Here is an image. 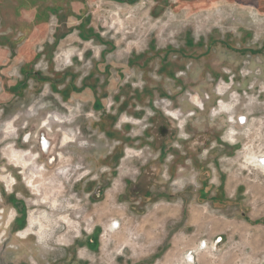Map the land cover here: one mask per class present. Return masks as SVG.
Listing matches in <instances>:
<instances>
[{"label": "rangeland", "instance_id": "374dc122", "mask_svg": "<svg viewBox=\"0 0 264 264\" xmlns=\"http://www.w3.org/2000/svg\"><path fill=\"white\" fill-rule=\"evenodd\" d=\"M253 154L264 0H0V264H263Z\"/></svg>", "mask_w": 264, "mask_h": 264}, {"label": "flooded vegetation", "instance_id": "af4514ba", "mask_svg": "<svg viewBox=\"0 0 264 264\" xmlns=\"http://www.w3.org/2000/svg\"><path fill=\"white\" fill-rule=\"evenodd\" d=\"M55 121L56 120H54V119H52V117H48L47 119H44L43 120V123H42V127H49L50 126V124L51 123H53V124H57V123H55ZM73 122V119H66L64 122H60V124L61 125H67V126H70L71 125V123ZM14 125L12 124L11 125V128L13 129V132H14V135H16V133H15V130H14ZM162 128H160V131H159V133L161 134V135H167L168 136V134L170 133L169 132V129H168V127H167V125H164L163 124V126H161ZM3 131H4V129H3ZM63 133H69V131H63L62 132V134ZM5 134V133H4ZM73 136L74 134L71 132V133H69V136ZM76 141H77V138H73L72 139V143H76ZM42 147H43V149H44V151L45 150H47L46 149V144H45V142L42 144ZM10 151H12V153H13V155L12 154H10L9 155V157L12 159H9L10 161H14V159H15V157L16 156H18L16 153V151H19V152H21V153H23V155H21V159H22V161H24L25 163H26V167H21V166H18L16 163H12L13 165H14V167L15 168H19V169H21V170H23V171H20V174H24L25 172V170L26 169H28L29 170V168H30V170L29 171H34V170H36L38 167L36 166L37 165V162H38V160L40 159V155L39 154H35V153H33L32 152V150L31 149H26V150H16L13 146H11L10 147ZM41 170H42V172L44 171H46V167L44 166V167H41ZM32 175V174H31ZM0 180L3 182V183H6V186H7V188H8V190H10V188H12L14 185H15V183H16V181H15V179L12 177V176H1L0 177ZM30 182H33V180L31 179L30 180ZM27 186L28 187H30L34 192H38L39 190L37 189V187L36 186H29L28 185V180H27ZM48 189H51V187L49 188L48 187ZM51 204H53V202L51 203ZM2 213V212H1ZM14 218H13V216L11 215L10 216V218H9V220H8V222H7V226L6 227H8V225L12 222V220H13ZM34 219L32 218V217H29V219H28V225H27V228H25L24 230H22V231H19L18 232V237H20L21 239H26V238H28V236H30V235H34V236H37V233L36 232H33L32 230H30V227H32V226H30V223H31V221H33ZM64 221V220H63ZM51 236V235H50ZM49 236V237H50Z\"/></svg>", "mask_w": 264, "mask_h": 264}, {"label": "bare ground", "instance_id": "6f19581e", "mask_svg": "<svg viewBox=\"0 0 264 264\" xmlns=\"http://www.w3.org/2000/svg\"><path fill=\"white\" fill-rule=\"evenodd\" d=\"M249 159H251L252 161H255V163L259 166V167H261V168H263L264 169V159H263V157H259V156H257V155H255L254 156V154L253 155H251V158H249ZM111 228H112V226H110ZM119 229V228H118Z\"/></svg>", "mask_w": 264, "mask_h": 264}, {"label": "built area", "instance_id": "2783aa9c", "mask_svg": "<svg viewBox=\"0 0 264 264\" xmlns=\"http://www.w3.org/2000/svg\"><path fill=\"white\" fill-rule=\"evenodd\" d=\"M243 120H240L239 122L241 123V124H244L243 122H242ZM118 227V223L116 222V224H115V228H117ZM206 246H207V242H205V241H203L202 243H201V246H200V249H204V248H206ZM188 258L186 259V262H192V259H193V257L194 256H192V252H189L188 253ZM264 264V263H263Z\"/></svg>", "mask_w": 264, "mask_h": 264}]
</instances>
